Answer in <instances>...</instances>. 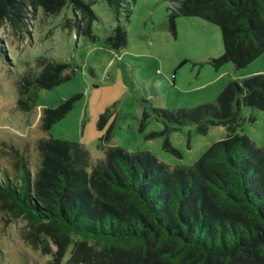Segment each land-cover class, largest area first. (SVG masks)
Segmentation results:
<instances>
[{"label":"trees","instance_id":"1","mask_svg":"<svg viewBox=\"0 0 264 264\" xmlns=\"http://www.w3.org/2000/svg\"><path fill=\"white\" fill-rule=\"evenodd\" d=\"M97 1L0 0V24L26 28L31 7L52 15L70 4L74 17L64 27L94 41ZM107 1L118 21L110 41L126 46L136 0ZM166 1L174 25L186 16L220 26L224 52L209 59L216 68L232 62L241 70L264 54V0ZM75 72L71 62L40 56L33 71L17 81V108L32 112L42 89ZM242 103L264 111V74L231 81L215 102L154 108L172 128L186 122H195L202 134L213 125L227 128L226 138L190 166L173 167L152 152H130L104 141V156L94 162L83 144L43 137L36 172L16 149L20 171L0 175L1 208L27 220V239L35 246L43 243L41 233L56 239L60 251L47 264H264V147L237 131ZM72 107L66 101L46 108L41 129L49 131ZM164 149L178 153L169 137ZM67 248L71 253L63 262Z\"/></svg>","mask_w":264,"mask_h":264},{"label":"rangeland","instance_id":"2","mask_svg":"<svg viewBox=\"0 0 264 264\" xmlns=\"http://www.w3.org/2000/svg\"><path fill=\"white\" fill-rule=\"evenodd\" d=\"M169 6L166 0H136L126 23L128 44L119 48L110 41L118 21L107 0L94 5V41L77 38L73 29L64 27L74 17L70 4L52 15L31 7L26 28L0 24V175L4 170L11 175L20 171L16 149L36 172L41 159L38 141L43 137L83 144L94 162L104 156V141L130 152H152L173 167L193 165L225 139L224 125H213L206 134L199 133L195 122L172 128L154 108L178 110L215 102L231 81L257 74L252 71L256 64L263 69L258 74H264V54L241 70L232 62L216 68L209 59L224 52L220 26L186 16L177 17L174 25ZM40 56L71 62L76 72L42 89L35 109L23 113L17 108V81L33 71ZM66 101L73 102L69 113L49 131L41 129L44 110ZM241 114L237 131L264 147V111L242 103ZM167 137L178 153L164 149ZM1 205L0 201L2 264H47L59 250L56 239L41 233L43 243L35 246L27 239V220L12 217ZM70 253L71 248L62 253L63 262Z\"/></svg>","mask_w":264,"mask_h":264},{"label":"crops","instance_id":"3","mask_svg":"<svg viewBox=\"0 0 264 264\" xmlns=\"http://www.w3.org/2000/svg\"><path fill=\"white\" fill-rule=\"evenodd\" d=\"M252 71L258 73V72H263V69H262V68H259V67H258V64H256V65L254 66V68H252Z\"/></svg>","mask_w":264,"mask_h":264}]
</instances>
